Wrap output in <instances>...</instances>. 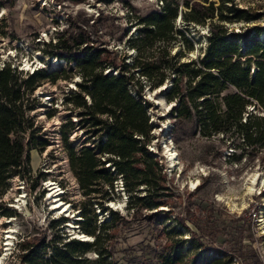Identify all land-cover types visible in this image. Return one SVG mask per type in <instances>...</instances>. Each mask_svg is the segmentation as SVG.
Returning a JSON list of instances; mask_svg holds the SVG:
<instances>
[{
    "label": "rangeland",
    "instance_id": "1",
    "mask_svg": "<svg viewBox=\"0 0 264 264\" xmlns=\"http://www.w3.org/2000/svg\"><path fill=\"white\" fill-rule=\"evenodd\" d=\"M177 1L174 29L182 30L190 38L192 48H187V43L175 32L177 37L169 44L170 53L181 51V60L194 59L197 55L200 58L208 44L210 20L204 24H186L178 19L180 9L186 7L182 0ZM234 2L237 6L248 8L256 18L225 22L227 33L242 32L245 27H250L252 32L253 25H258L259 35L262 36L264 0ZM0 3V66L9 61L10 66H17L21 75L37 67H44L46 72H58L55 79L44 78L34 89V99H29L27 110L33 118L34 147L25 148L28 155L24 169L12 174L0 186V256L5 252V231L14 229L13 242L1 264H20L19 242L32 234L39 236L46 233L47 239H53L58 232L65 238L71 232L69 222L77 225L81 232L75 218L82 219L79 204L87 199L70 169L61 132L62 124L69 116L75 125L68 133V142L78 147L86 138L85 129L76 123V109H67L69 106L64 101L66 94L77 90L76 83L81 80V73L74 61L59 58L58 63L52 65V57L43 51L46 47L44 42L50 40L53 43L58 35L76 36L82 28L95 45L107 47L119 65L123 61L129 64L137 53L128 42L129 38L138 35L141 27L136 20L156 9L160 2L0 0ZM34 49L41 51L38 58L32 52ZM254 59L248 66L251 73L253 68L257 69ZM26 62L29 66H25ZM119 71L118 67L112 66L103 70L107 74ZM170 83V78L165 79V86L161 89H152L144 83L141 94L135 92V84L127 85L129 92H135V96L152 103L146 104L151 121L146 147L162 163L169 189L161 197L159 206L148 208L139 202V208L134 212L128 209L127 192L117 181L110 197L101 200L103 208L92 204L97 224L110 218L109 206L118 211L119 218L113 224L111 222L110 228L112 236L109 244L114 259L122 264H157L167 242L177 244V238H180L184 241L182 249L188 256H191V247L200 242L208 250L223 251V254L216 253L214 256L224 255L225 264H264L263 140L255 138L252 144H246L241 133L205 135L197 116L183 119L172 131L174 118L170 107L175 102L167 101L162 94ZM160 95L162 103L158 104L155 98ZM84 97L89 101L87 95ZM246 108L248 114L264 115V109H257L253 104ZM23 136L28 138L30 130L26 129ZM42 138L46 142L40 148ZM87 144H92V141ZM167 148L176 156L172 166H168L166 160ZM47 181L56 182L63 190L60 199L69 204L66 219L51 221L58 211L51 207ZM140 190V194H144V187ZM20 195L23 199L16 200ZM7 209L11 210L10 214L4 212ZM170 228L180 234L176 235ZM50 251L48 248L46 255ZM87 255L96 256L93 251L87 252Z\"/></svg>",
    "mask_w": 264,
    "mask_h": 264
},
{
    "label": "trees",
    "instance_id": "2",
    "mask_svg": "<svg viewBox=\"0 0 264 264\" xmlns=\"http://www.w3.org/2000/svg\"><path fill=\"white\" fill-rule=\"evenodd\" d=\"M161 1L156 9L137 18L136 23L141 25L138 35L128 40L137 53L129 64L123 61L119 65L107 47L95 45L81 27L76 36L58 35L55 42H44V53L74 61L81 73L77 90L66 94L64 101L67 109H76V123L85 129L86 138L78 147L68 142V133L75 125L69 116L61 132L70 169L87 197L79 204L82 219L75 220L81 232L92 239H65L58 232L53 239H47L46 233L32 234L19 242L20 264H122L114 259L109 244L110 228L119 218L118 211L109 206L110 218L97 224L92 204L103 208L101 200L113 193L118 175L128 195V209L134 212L139 202L148 208L159 206L169 189L162 163L146 147L151 129L146 104L152 103L135 96V92L141 94L144 83L155 89L170 78L171 83L162 94L167 101L175 102L170 107L174 118L172 131L183 119L197 116L205 135L241 133L246 144H252L255 138L264 143V115L248 114L246 108L253 104L264 109V32L260 36L259 26L253 25L252 32L245 27L242 32L227 33L225 24L256 16L248 8L237 6L234 0H182L186 9H180L178 19L186 24L210 20V26L202 56L181 60V51L171 54L169 49L177 37L175 32L187 48L192 45L182 30L174 29L178 1ZM253 57L257 69L253 68L251 73L248 66ZM109 66L118 67L119 73L103 72ZM16 67L10 66L9 61L0 66V186L24 169L28 155L25 148L34 147L33 118L27 112L34 89L42 79H55L58 73L37 67L21 75ZM130 83L135 84L134 93L129 92ZM229 87L233 88L228 90ZM26 129L30 136L25 139ZM90 141L92 144H87ZM45 142L42 138L40 148ZM142 187L144 194H140ZM4 212L10 214L11 210ZM66 218L61 215L51 221ZM170 230L180 234L174 228ZM177 241L167 242L157 264L226 263L224 255L214 256L223 251L208 250L198 242L188 256L182 249L183 239ZM48 248L51 251L46 255ZM89 251L96 256H88Z\"/></svg>",
    "mask_w": 264,
    "mask_h": 264
},
{
    "label": "bare ground",
    "instance_id": "3",
    "mask_svg": "<svg viewBox=\"0 0 264 264\" xmlns=\"http://www.w3.org/2000/svg\"><path fill=\"white\" fill-rule=\"evenodd\" d=\"M264 36V34H263ZM34 53V55L37 57L39 54H40V50L39 49H34L32 51ZM47 57V56H45ZM49 57V55H48ZM38 58V57H37ZM58 57L55 59V56L51 58L50 62L52 63V65H56V63H58ZM28 65L27 62L25 63V66ZM29 66V65H28ZM165 85L162 84L160 85L159 87L155 88V89H158V88H163ZM156 99V102L158 104H161L162 103V96L160 95L158 98H155ZM169 103H167L168 105ZM165 156H166V160L168 162V166H172L175 162V153L172 152L170 149H165ZM48 182V181H47ZM47 190H48V197H50L51 201V207L54 208L56 211L58 212H64L65 214H68V210H69V204L61 201L60 199V193L62 191L61 187H58V184L56 182H53V181H49L47 183ZM23 199V195H20L19 198H17L16 200H21ZM70 214V212H69ZM76 227L75 224L69 222L68 224V228L69 230H71V234L73 236H77V237H81V238H92L90 235L88 234H85L83 232H79L78 230L74 229ZM13 231L14 229L12 228H8L5 233H6V236H5V252L3 253V256H5L8 252V249L10 248L11 244H12V239H13ZM3 256H0V264L2 262V259H3Z\"/></svg>",
    "mask_w": 264,
    "mask_h": 264
},
{
    "label": "built area",
    "instance_id": "4",
    "mask_svg": "<svg viewBox=\"0 0 264 264\" xmlns=\"http://www.w3.org/2000/svg\"><path fill=\"white\" fill-rule=\"evenodd\" d=\"M159 2H160V4L162 3V1L161 0H159ZM32 70H33V68H31L30 70H29V72H32ZM118 184L121 186V180H120V178H119V181H118ZM122 187V186H121ZM63 191V190H62ZM62 193L63 192H61L60 193V195H62ZM61 213H63V212H58L57 214H56V216H55V218H57V217H59L60 215H61ZM254 215L256 214L255 212L253 213ZM70 236V235H69ZM71 237V236H70Z\"/></svg>",
    "mask_w": 264,
    "mask_h": 264
},
{
    "label": "water",
    "instance_id": "5",
    "mask_svg": "<svg viewBox=\"0 0 264 264\" xmlns=\"http://www.w3.org/2000/svg\"><path fill=\"white\" fill-rule=\"evenodd\" d=\"M75 219H80V218H75ZM75 229H76V230H79V228H78L77 225H76ZM69 234H70L71 237H75V236H73L71 233H69ZM87 239H88V238H87ZM89 239H90V238H89ZM91 239H92V238H91ZM91 239H90V240H91Z\"/></svg>",
    "mask_w": 264,
    "mask_h": 264
}]
</instances>
